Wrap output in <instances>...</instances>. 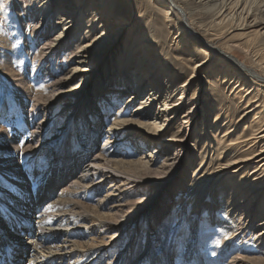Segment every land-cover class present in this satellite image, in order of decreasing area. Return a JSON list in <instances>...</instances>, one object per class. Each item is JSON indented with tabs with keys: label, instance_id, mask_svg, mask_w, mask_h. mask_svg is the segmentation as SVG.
I'll use <instances>...</instances> for the list:
<instances>
[{
	"label": "bare ground",
	"instance_id": "bare-ground-1",
	"mask_svg": "<svg viewBox=\"0 0 264 264\" xmlns=\"http://www.w3.org/2000/svg\"><path fill=\"white\" fill-rule=\"evenodd\" d=\"M30 1L34 2L35 7L37 6L35 9L36 13L42 12L43 20L45 18L48 19L47 22L52 19L55 20V23L51 24L52 27H47L44 24L42 34L44 37L53 36L56 33L55 30L58 24L64 25L62 31L51 37L52 40L49 44L50 48H53V52H55V48L57 47L65 50L64 55L60 56L61 58H67V55H70L69 63L73 66V69L67 71V69L63 68V76L56 71L46 70L45 76L51 82L48 79L42 81L46 91L51 94L50 103L54 102L56 106L61 105L62 113L60 115L67 116L68 114V120L64 124L63 129L60 128V130L55 132L56 135L51 140H49L48 132L46 131L47 127L45 129H42L44 128L43 125L36 127L38 133L35 143L38 145L32 148L35 159L32 161L33 164L30 171L31 174L37 173L39 180L41 175L43 177L41 178V185L38 190L33 191L35 188L32 187L33 182L27 183L29 186L28 190L35 198L28 195L31 197L29 198L22 194L18 212H15L16 210L13 207L9 209V212L4 210L3 200L0 201V206L2 205L0 209L1 215H9V213L14 211L17 213L16 216H23L24 220L25 217L31 215L28 217L34 218L36 225H38L39 231H35V239L28 242L29 246H25L26 251H35L39 246L43 247L49 244L50 240L53 239L52 241H54L55 237L59 239L56 242H59L61 240L70 241V239H79L82 236L91 235L95 232L100 234L98 232L99 228H106L104 233L117 229V233H112V239H118V233L131 221L136 219L138 215L143 214L142 210H145L144 206L134 210L133 204L138 201L124 202L122 194L124 191L127 192V189L121 190L120 187L124 188L127 186L131 190V188L142 185L153 191V188L158 189L164 184L166 186L169 184L168 182L172 178L164 184H159L161 186H157L156 182L154 183L145 177L147 174L161 175L171 169L172 171L176 170L182 161L180 156L182 151L189 148L187 132L184 131L185 126L183 127V123L185 122L181 123L180 121L181 125L176 123L178 126L165 139L162 140V138L158 137H161L167 131L169 128L167 126H170L175 120L179 119V111L183 109L184 105L191 101L192 98L198 97L196 94L199 93L198 90L201 87V83L204 78L211 81V77L214 76L213 70L219 78L220 74L224 72L221 75L224 76V81H226L227 77L231 78L229 82L232 85L230 94H234V98L240 99L237 102V106L231 105L229 109H238L241 104V108L244 112L246 111V118H248L249 114L256 112L252 121L253 123L250 125V133L246 132V128L237 130L236 132L231 130L233 121L227 116L224 119L226 124H222H225L224 127H226L222 136L219 134V128L215 127L217 129L215 131L216 136L218 137L219 135L220 137L217 138L219 140L217 144L218 149L222 157L228 160L224 165H220L219 170L217 169L222 172L227 170L226 174H224V179H227V182H229L230 186L228 190L231 191V195H228V203L232 201V204L227 205V211L224 210V218L227 220V215L231 214L230 211L232 210L233 212L241 213L242 216L248 214V222L245 221L247 227L248 225L255 224V222L260 223V228L261 226L264 227V102L256 99L258 90H252L248 87V80L252 81L251 83L256 87H264V0H154V3L163 6L169 24H173L174 18L176 19V24L179 26L178 37H181L178 42L179 45L184 48L186 45L192 44V57L193 55L198 56L202 54V51L205 54L202 58L198 56L201 59L196 61L193 69V73L196 74L194 78L191 77L193 80L190 83L189 89L193 90L191 92L194 97L188 96V79L183 80L182 84L175 88V82L179 79L176 77L178 73L176 72L177 75H175V72L168 71L165 66L166 64L159 65L161 61L155 58L158 57L160 59L163 57L164 51L157 45L158 39L153 32L156 28V23L150 20L147 14L140 11L137 12L136 16H133L129 10L130 2L126 0H58L56 3L58 6L53 9L56 0ZM84 12H86L85 16L88 17L85 23V26H88L87 29L80 35L77 33L72 34L75 32L74 26L81 23L80 20H82V13ZM38 14L33 16L36 18ZM69 16L70 19L67 22V17ZM42 22L38 23L40 27L42 26ZM117 22L119 25L113 29ZM139 25L142 26L140 29H137ZM91 26H93L91 31H95L92 35L88 31V28H91ZM69 30L72 31L71 35H69ZM120 32H131L132 36L127 41L125 38L119 37ZM234 32L239 33L241 42H237V40L230 41L231 36L229 35ZM86 33L89 34L87 35ZM142 39L145 41L141 43ZM220 42L224 45V49L221 47ZM138 50H140L142 55L138 54L140 56L137 57L138 59H135V53ZM237 51L240 52V55L243 53L244 55H241L242 58L248 61H244L243 63V66L248 69L246 72L241 71L237 66H234L235 64L226 59L233 56L236 61L240 60L241 58ZM214 53L223 55L222 61L224 62L222 66L217 65L210 75L202 77L203 70H210L211 68L208 69L209 65L211 66L215 63L214 60L216 58L212 59V54ZM73 57L78 58V61ZM192 57L191 59L193 60ZM224 64L226 65L225 71H221L220 69L224 68ZM231 68L232 71H230ZM104 71L106 75H98ZM96 72L98 74H95ZM95 78L96 80L93 82ZM113 80L123 89L124 95L122 94L123 92H120L118 96L107 95L110 89L109 86ZM194 83H197L195 88H193ZM90 87L91 90L94 89V92L89 98V93L85 91V88L89 89ZM129 88L131 89L129 90ZM147 89L150 90L146 97L147 100L139 103V98L143 93L148 91ZM131 90L133 93L129 95V98L135 100L126 101ZM81 91L82 95L79 94ZM176 93L180 94L177 98H175ZM35 105H38V103L36 102ZM113 105H119V109L117 108L118 110L114 112V122H110L111 120L109 119L110 123L104 127L106 120L104 121L103 117L100 116L99 108L101 109L103 106L111 108ZM156 105H158L157 111L154 112L153 109ZM203 105L206 106L204 109L207 110L209 106L208 102L205 101ZM125 107H128L126 111L124 110ZM219 107L212 108L215 112L214 123L219 120L222 111L227 110L222 108L219 111L217 110ZM188 111H190V108ZM170 114L173 115L169 116ZM189 114H192V112H188L186 115L189 116ZM186 115L183 118L187 119L186 125L189 128L191 125L193 126V122H191L193 116L188 117ZM80 118L85 120V124H82V127H84L82 130L78 122ZM106 134V141H109V143L118 139V135L120 134L122 138L140 142L137 148L141 150L145 148L143 145L152 147L153 150L160 148V156L165 157L166 160L162 164L157 165L156 154L153 153V150L149 151V154H141L139 159L136 160L131 159L132 156L130 160V155L123 154V157L120 156V158H104V151L102 153L97 152L100 148L98 142ZM65 138L67 139L64 140ZM17 139L19 140V138ZM53 145H57L55 147L58 149L56 148L51 153L49 159L41 162L40 157L42 152L45 149H51ZM16 158L21 161V157L18 155ZM153 166H157V169H154ZM18 171L20 172L21 169ZM138 171L145 175H142L143 177L137 176L136 172ZM231 173H245V175L239 180L234 178V176H229ZM97 175H101L103 179L95 182ZM52 176L55 177L53 182L50 180ZM231 178H234V180L232 181ZM72 182L76 184L75 187L88 184L92 185V187L94 186L96 190L99 189L101 184L112 182L107 195H111L112 199H118V202L114 206L116 210L114 212H105L97 206H89L77 202L76 206L79 209L75 211L76 213L70 210L60 215L55 212L53 213L51 206L48 205L49 210H52L49 213L45 208L50 203L47 200L55 199V194H57V198L61 195H58L55 189L61 186H73ZM71 186L69 189H71ZM24 190L25 185H22V192ZM70 192L72 191L70 190ZM68 194L71 193L68 192ZM241 196L242 198L239 200ZM45 200L47 203H45ZM58 201L63 202L60 198ZM39 210L42 211L39 212ZM80 212H84L82 215L91 216L94 220L93 224L80 227ZM138 212L139 214H137ZM218 214L216 213L215 217H211L210 215L205 220L219 221L221 216ZM258 216L261 218L259 219ZM224 222L227 223L226 221ZM220 225L225 228V224ZM0 229L2 230V234L10 236L14 244L19 242L22 245L24 244L26 237H20V234L15 229L9 228L8 223L2 218H0ZM0 238L3 237L0 236ZM259 239L264 243V231L260 233ZM108 243L100 241L99 245L106 248L107 251H113L114 244L109 243V245ZM76 244L82 249L86 248L83 251H86L87 248L92 250L88 243L76 242ZM34 246L35 249H32ZM2 247L7 248L8 244ZM44 251L47 253L44 252L38 256L36 253L35 256L33 252L30 259L28 257L29 264L62 263L61 261L68 257L66 252L62 253L63 251L55 249ZM125 254L127 255V252L124 251L123 255L125 256ZM235 264H264V259L243 257L238 261L236 260Z\"/></svg>",
	"mask_w": 264,
	"mask_h": 264
},
{
	"label": "rangeland",
	"instance_id": "rangeland-1",
	"mask_svg": "<svg viewBox=\"0 0 264 264\" xmlns=\"http://www.w3.org/2000/svg\"><path fill=\"white\" fill-rule=\"evenodd\" d=\"M57 1L58 0H56L55 3L52 1V3H54L53 9L58 6L56 5ZM126 1L130 2L129 10L132 12L133 16H136L137 12L140 11L147 14L149 19L156 23V28L153 32L158 39L157 45L164 51V54L162 55L163 57L160 58L163 60H160L158 57L155 59L161 61L159 65L166 64L165 66L168 71L172 73L175 72V75H177L176 72L178 73L179 77H176L179 79L175 82V88L179 87L183 80L188 79L187 84H189V89L190 83L193 80L192 78H194L196 74L193 73L195 63L205 56L204 52L202 51V54L198 55L201 58H198L196 55L192 57V44L186 45L184 48L179 45L178 42L181 37H178L179 26L176 24V19L174 18L175 21L173 24H169L165 10L161 4L154 3V0ZM36 7L34 2L30 0H0V200L6 198L8 201H17L18 197H22L23 195L26 197L30 195L35 198L28 190L29 186L27 183L33 182L32 187H35L33 191L38 190L41 185V178L43 177L41 175L39 180L37 177L38 174H31L30 171L31 165L33 164L32 161L35 159L32 148L38 145L35 143L38 133L36 127L39 125L44 126L42 129L47 127L46 131L48 132L49 140H51L55 137V132L60 130V128L63 129L64 124L68 120V114L67 116L60 115L62 113L61 105L56 106L54 102L50 103L51 94L46 91L43 86L44 83H42L45 79L49 80V78L45 76L46 70L56 71L63 76L62 73H64V69H67V71L73 69V66L69 63L70 55H67L68 60L66 57L61 58L60 56L64 55L65 50L57 47L55 48V52H53V48H50L49 44L52 40L51 37L62 31L64 25L58 24L55 30L56 33H54L53 36L44 37L42 35L44 24H46L47 27H52L55 20L52 19L49 20V22H47V18L43 20L42 12H39V14L38 12L36 13ZM75 7H77V5H75ZM85 13L86 12L82 13L83 17L82 20H80L81 23L74 26L75 32L72 33V31L69 30V35H71V33L80 35L87 29L88 26H85V23L88 17L85 16ZM36 14L38 15L35 18L33 15L36 16ZM69 19L70 16L67 17V22ZM40 21H43L41 27L38 25ZM115 24L113 29L119 25L118 22ZM141 26L142 25L137 26V29H140ZM92 27L93 26L88 28L91 35L95 32L91 31ZM131 32H120L119 37H123V39L125 38V40L128 41L132 36ZM89 33L86 34L88 35ZM229 36H231V42L236 40L237 42H241L239 33L234 32ZM144 41L145 40L142 39L141 43ZM220 43L221 47L224 49V45H222V42ZM237 53L241 58L240 60L236 61L233 56L226 59L235 64L234 66H237L241 71L246 72L248 69L243 66L246 60L241 56L244 54L241 53L240 55L239 51H237ZM138 54L142 55L140 50L136 51L135 59H138L137 57L140 56ZM214 57L216 58L214 60L215 63L211 66L209 65L208 69L211 68L210 70H203L201 74L202 77L210 75L211 71L214 68L216 69L217 65L222 66L224 62L222 61L223 55L214 53L212 54V59ZM217 59L220 60V63ZM75 60L78 61V58H75ZM223 67V69H220L221 71H225L226 65L224 64ZM230 71H232V68ZM223 73L220 74L219 78L213 70L214 76L211 77V81L204 78L198 90L199 93L196 94L198 97L192 98V100L179 111V119L181 118V120H175L170 126H167L169 130L167 129L161 137H158L160 139L162 138V140L165 139L172 134L174 128L179 124L181 125L182 122H185L183 123V127L185 126L184 131L187 132L189 148L182 151L180 155L182 161L177 166L176 170L174 169V171H172L171 169L161 175L147 174L145 177L154 183L156 182L157 186L159 184H164L172 178L171 181L168 182L169 184L167 186L166 184L162 186L159 185L161 188H153V191L142 185L131 188V190L127 186L124 188L120 187L121 190L127 189V192L124 191L122 194V200H124V202L129 203L138 201L133 204L134 210L143 206L145 210H142L143 214L138 215L136 219L131 221L118 233V239H112V233H117V229L109 230L104 233L106 228H99L98 232H100V234L95 232L91 235L82 236V238L79 239H70V241L61 240L56 242L59 239L55 237L54 241H52L53 239L50 240L51 242H49V244L43 247L39 246L34 251V255L36 253L38 256L44 253V250L48 251L54 249L61 252L63 251L62 253L66 252V254H68V257L65 258L66 260L63 259L61 261L62 263L56 264H235L236 260L238 261L243 257L264 259V243L259 239L260 233L264 231V227L261 226L260 228V223L258 224L257 222L247 227L245 221L248 222V214L242 216L241 213L233 212L232 210L230 211L231 214L227 215L228 219L226 220L224 218V210L227 211V205L232 204V201L228 203V195H231V191L228 190L230 186L229 182H227V179H224V174H226L225 172L227 170L223 172L218 170L220 169V165H224L228 160L222 157L218 149L217 144L219 140L217 138L220 137L219 135L218 137L216 136L215 131L217 129L215 127L219 128V134L222 136L224 133L223 131L226 129V127H224L226 124L224 119L227 116L233 121L231 130L236 132L237 130L246 128V132L250 133V125L253 123L252 121L256 112L249 114V116L247 114L248 118H246V111L244 112L241 108V104L238 109H229L231 105L237 106V102L240 101V99H236L233 97L234 94H230L232 85L229 82L231 78L229 79V77H227L226 81H224V76H221ZM95 74L98 73L96 72ZM98 75L104 76L106 72L104 71ZM95 80L96 78L93 82ZM248 81V87L252 90H258L256 99H259L260 102H264V87H256L251 83L252 81ZM49 82H51V80H49ZM196 84L197 83L193 84V88L196 87ZM119 87L120 85L113 80L109 86L110 89L107 95L118 96L120 92H123V89ZM130 89L131 88H129V90ZM85 91L89 93L88 97L90 98L94 89L91 90V87L89 89L85 88ZM149 91L150 90L142 94L138 100L139 103L143 100H147L146 97ZM191 91L193 90L189 89L188 96L194 97ZM132 93L133 91L131 90L126 101L135 100L129 98V95ZM79 94L82 95V91L79 92ZM122 94L124 95V92ZM122 94L121 96H123ZM178 96H180V94H177L175 98ZM205 101L209 104L207 110L204 109L206 106L203 105ZM36 102L38 105H35ZM105 103L107 102L105 101ZM157 106L158 105L153 109L154 112L157 111ZM216 106H220L219 109H217L219 111L222 108L227 110L222 111L219 120L214 123L215 112L213 109ZM117 108L119 109V105H113L111 108L109 106L106 108L105 106L101 109L99 108L100 116L103 117L104 121L106 120L104 127L110 122H114V112L118 110ZM127 108L128 107H125L124 110L126 111ZM189 108L190 111H188ZM188 112H192L189 116H193L191 119L193 126L191 125L189 128H187L186 125L187 119L185 120L183 118ZM171 115L173 114L169 116ZM78 122L80 129H84L82 124H85V120L80 118ZM176 123L179 124L177 125ZM223 123L225 124L222 125ZM48 124L49 126H47ZM120 136L119 134L118 139L109 143V141H106L107 134L103 135L98 142L100 148L97 153H102L104 151V158L110 157V159L120 158V156L123 157L122 154L130 155L129 159L132 156L131 159L136 160L139 159L141 154L146 155L147 153L149 154V151L153 150L152 147L146 145H143L145 148L141 150L137 148L140 142L131 141ZM15 137L19 138V140ZM66 139L67 138L64 140ZM11 142L15 147L11 145ZM17 143L19 144L17 145ZM55 146L57 145H53L51 149H45V151L42 152L40 157L41 162L49 159L51 153L57 148ZM134 146L136 147L134 148ZM194 147L196 148L194 149ZM159 149L153 150V153L156 154L157 165L162 164L166 160L165 157L160 156ZM114 154L118 157L116 155L112 156ZM12 155L16 157L18 155L21 157V161ZM9 157L13 158L10 159ZM153 168L157 169V166H153ZM20 169L21 171L19 172L18 170ZM245 173H231L229 176H234V178L241 180ZM136 175L142 176L145 174L138 171ZM19 178L22 181H20ZM234 178H231V180L233 181ZM54 179L55 177L52 176L50 179L51 182H53ZM101 179H103V177L97 175L95 182ZM56 182L58 183V181ZM72 183L74 184V182ZM110 184L112 185V182L101 184V188L99 187L98 190H96L94 186L92 187V185L88 184L80 187H75L76 184L73 186L70 185L71 189H69L70 186H61L55 189L58 195H61L57 198V194H55V199H48L47 201L50 203L47 204L45 208L49 213L53 210V213L55 212L61 215L70 210L74 212L77 211L79 209L76 206L77 202H81L89 206H97L99 209L101 208L100 210L105 212H114L116 210L114 206L118 202V199H112V197H110L111 195H107ZM22 185H25V190L23 192ZM70 190L72 192H70ZM29 192L30 194H28ZM68 192L71 194H68ZM59 198L62 199L63 202H59ZM241 198L242 196L239 200ZM47 201L45 200V203H47ZM48 205L51 206L52 210H49ZM258 206H260V204H258ZM40 211L42 210H39V212ZM83 213L84 212H80L81 215H79L81 219L79 221L80 227L93 224L94 220L91 216L86 214L82 215ZM216 213H219L218 215L221 216L219 221L205 220L206 217L210 215L212 217ZM137 214H139V212ZM258 218L260 219L261 217L258 216ZM220 224H225V228ZM100 241L104 243L109 242L110 244L113 243V251H107L106 248L101 247V245H99ZM76 242L88 243L92 250L87 248L86 251H83L86 248L82 249ZM33 249H35V246ZM124 251L127 252L125 256L123 255ZM101 258L102 260L98 263Z\"/></svg>",
	"mask_w": 264,
	"mask_h": 264
}]
</instances>
